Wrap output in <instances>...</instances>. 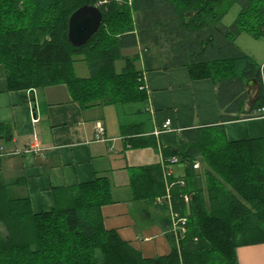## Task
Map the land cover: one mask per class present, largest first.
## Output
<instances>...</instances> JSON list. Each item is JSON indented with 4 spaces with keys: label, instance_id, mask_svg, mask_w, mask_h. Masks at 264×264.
<instances>
[{
    "label": "trees",
    "instance_id": "obj_1",
    "mask_svg": "<svg viewBox=\"0 0 264 264\" xmlns=\"http://www.w3.org/2000/svg\"><path fill=\"white\" fill-rule=\"evenodd\" d=\"M219 1L0 0V66L8 89L65 84L85 108L140 104L147 99L144 70L187 66L192 77L218 85L223 122L251 117L264 105V64L235 37H264V0H228L240 5L229 26L216 10ZM87 3L101 9L103 22L86 44L75 46L69 18ZM77 61L87 63L88 76L76 74ZM249 79L260 89L246 110ZM164 144V166L176 156L185 175L164 177L162 164H151L140 167L132 185L136 199L149 203L168 190L172 212L186 219L185 230L175 233L169 217L168 255L146 259L106 229L102 207L114 202L106 176L56 190L54 208L39 213L0 176V264H239L238 247L264 242V137L229 141L218 125L186 129L179 138L169 133ZM198 159L206 187L194 167Z\"/></svg>",
    "mask_w": 264,
    "mask_h": 264
},
{
    "label": "crops",
    "instance_id": "obj_2",
    "mask_svg": "<svg viewBox=\"0 0 264 264\" xmlns=\"http://www.w3.org/2000/svg\"><path fill=\"white\" fill-rule=\"evenodd\" d=\"M143 82L147 99L137 110L126 111L123 106L129 104L85 108L65 84L9 90L0 66V149L23 151L1 155L0 150V176L15 196H29L36 213L54 208L56 190L98 176L110 178L114 202L102 207L104 226L144 258L154 259L172 251L167 234L172 208L168 190L156 197L162 202L136 199L132 179L140 167L161 163L166 177L164 141L169 133L179 138L186 129L222 125L229 141L262 138L264 118L242 116L223 122L218 85L212 78L192 77L187 66L144 70ZM98 122L105 127L103 139L97 138ZM150 138L157 144L145 145ZM196 163L200 184L206 187L205 164L201 159ZM178 164L172 168L175 177L185 175ZM237 257L239 264H264V242L238 247Z\"/></svg>",
    "mask_w": 264,
    "mask_h": 264
},
{
    "label": "water",
    "instance_id": "obj_3",
    "mask_svg": "<svg viewBox=\"0 0 264 264\" xmlns=\"http://www.w3.org/2000/svg\"><path fill=\"white\" fill-rule=\"evenodd\" d=\"M103 22L101 9L94 4L87 3L77 8L69 18L68 37L75 46L86 44L100 29ZM248 99L246 110H250L257 98L260 84L256 79L247 82Z\"/></svg>",
    "mask_w": 264,
    "mask_h": 264
},
{
    "label": "rangeland",
    "instance_id": "obj_4",
    "mask_svg": "<svg viewBox=\"0 0 264 264\" xmlns=\"http://www.w3.org/2000/svg\"><path fill=\"white\" fill-rule=\"evenodd\" d=\"M215 7L217 11H224L222 15V23L227 26L231 25L235 21L240 11V5L237 2L228 1V0H222V1L216 2ZM235 43L241 50H243L250 56H253L257 63L259 64L264 63V37L255 38L249 33L242 32L238 36L235 37ZM161 47L160 49L162 51L163 49L168 48L167 45H163ZM140 49H143V45L140 46ZM126 52L127 50L125 51V53ZM132 54L133 53L131 52L130 55ZM165 58L166 57H161L160 62L164 63L166 61ZM122 65H123L122 61L117 62L118 69H120ZM138 66L140 67V63H138ZM74 69L78 76L85 77L90 74L89 67L85 61H77L74 64ZM129 105L123 106L126 111L128 110V107L135 108V110H137L138 109L137 107H139L138 104H129ZM131 115L135 116L136 113L132 112Z\"/></svg>",
    "mask_w": 264,
    "mask_h": 264
},
{
    "label": "built area",
    "instance_id": "obj_5",
    "mask_svg": "<svg viewBox=\"0 0 264 264\" xmlns=\"http://www.w3.org/2000/svg\"><path fill=\"white\" fill-rule=\"evenodd\" d=\"M143 88L146 89V86L144 85ZM251 117H261L264 118V105L261 108L256 109ZM170 121H166V123L164 124V127L167 128L169 125ZM168 129V128H167ZM96 131H97V138L98 139H103V135L105 134V127L101 122H98L96 124ZM158 133V132H156ZM1 155H16V154H20L23 151L20 149H9V150H4V147H1ZM25 151H28V149H26ZM179 163V158L176 156H173L170 158V164L168 166H166V170H165V174H172V168L173 166H175L176 164ZM195 168L199 167V163H195L194 164ZM158 202H162L163 198L162 197H158L156 199ZM171 217H172V222H173V229L175 232L177 231H181L183 232L185 230L184 228V224L186 219H181L178 217V215L176 213H171Z\"/></svg>",
    "mask_w": 264,
    "mask_h": 264
}]
</instances>
